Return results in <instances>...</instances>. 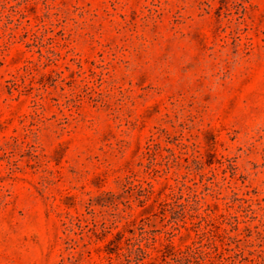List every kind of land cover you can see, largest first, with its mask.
I'll return each mask as SVG.
<instances>
[{"label": "rangeland", "instance_id": "obj_1", "mask_svg": "<svg viewBox=\"0 0 264 264\" xmlns=\"http://www.w3.org/2000/svg\"><path fill=\"white\" fill-rule=\"evenodd\" d=\"M131 219L264 264V0H0V264Z\"/></svg>", "mask_w": 264, "mask_h": 264}, {"label": "trees", "instance_id": "obj_2", "mask_svg": "<svg viewBox=\"0 0 264 264\" xmlns=\"http://www.w3.org/2000/svg\"><path fill=\"white\" fill-rule=\"evenodd\" d=\"M161 205L170 206L172 202L165 199ZM114 224L115 222L110 225L103 223L104 235L112 232L113 227H117ZM127 224L128 227L118 229L115 237L106 243L104 259L108 262L93 264H114L115 257L120 260L119 264H225L227 260L219 245L206 239L207 232L204 230H200L198 239L185 248H177L171 240L157 248L156 237L146 236L143 231L139 235L135 234V228L131 227L136 225L134 219L128 220ZM150 248L157 250L158 253L153 255Z\"/></svg>", "mask_w": 264, "mask_h": 264}]
</instances>
